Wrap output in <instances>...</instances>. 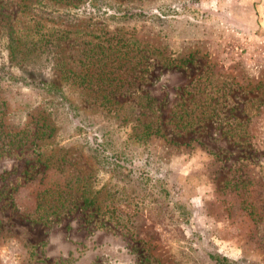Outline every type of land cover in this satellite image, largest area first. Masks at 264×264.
I'll return each instance as SVG.
<instances>
[{
    "label": "rangeland",
    "instance_id": "374dc122",
    "mask_svg": "<svg viewBox=\"0 0 264 264\" xmlns=\"http://www.w3.org/2000/svg\"><path fill=\"white\" fill-rule=\"evenodd\" d=\"M0 264H264V0H0Z\"/></svg>",
    "mask_w": 264,
    "mask_h": 264
},
{
    "label": "trees",
    "instance_id": "16d2710c",
    "mask_svg": "<svg viewBox=\"0 0 264 264\" xmlns=\"http://www.w3.org/2000/svg\"><path fill=\"white\" fill-rule=\"evenodd\" d=\"M88 199H89V198H85V203H87Z\"/></svg>",
    "mask_w": 264,
    "mask_h": 264
}]
</instances>
